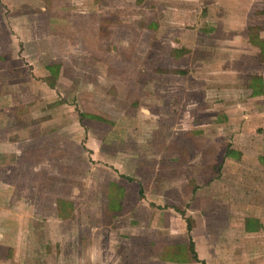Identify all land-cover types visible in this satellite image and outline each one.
Segmentation results:
<instances>
[{
  "label": "rangeland",
  "instance_id": "374dc122",
  "mask_svg": "<svg viewBox=\"0 0 264 264\" xmlns=\"http://www.w3.org/2000/svg\"><path fill=\"white\" fill-rule=\"evenodd\" d=\"M1 17L0 174L22 146L56 170L15 191L40 238L20 264L264 251V0H0Z\"/></svg>",
  "mask_w": 264,
  "mask_h": 264
},
{
  "label": "crops",
  "instance_id": "0c3cea01",
  "mask_svg": "<svg viewBox=\"0 0 264 264\" xmlns=\"http://www.w3.org/2000/svg\"><path fill=\"white\" fill-rule=\"evenodd\" d=\"M1 19L2 17L0 18L1 21L0 31L6 32V30H8V32L11 33V36H13L14 34H12V31L16 30L17 27L13 26L11 30L8 25V20L3 21ZM18 23L20 24L19 25L20 30H22V32H25L24 27L28 26L27 24L28 20L24 19L23 21H18ZM5 63H7V60H5ZM23 102L24 99L23 101H16L15 98L11 96L10 98H7L6 105H9L10 103H12L11 105H13ZM5 108L7 109V106ZM45 134H46V129L42 131L41 129H38L39 138ZM43 141H45V139ZM9 144L11 146H15V143L13 142H10ZM27 148H28L27 151H29V147ZM40 149L46 150V145H42V147L39 148L38 150ZM51 149L53 148L51 147ZM14 150L17 151L18 159L13 161L7 160L4 164H2V168H4V171L3 173L0 174V256H2L0 262L4 263L5 262L4 260L12 255V259L9 262L11 264H16V263L20 264L21 262H23L22 260H25L24 258L20 260L21 257L20 254H24L25 257H28L30 255V249L36 247L40 238L37 230L38 227L37 225H35L34 221L32 220V216H31L32 213L30 212L29 205L25 206V202L21 203V199L18 198L19 193L16 194L15 191L16 189L17 190L20 189V191H24L23 188L22 187L19 188L18 185L19 186L23 185L25 179L28 180V183L25 186L28 187L29 190H33V186L29 185V183L31 182L33 184L43 183V182L47 183L48 176L46 172L48 171L49 166L52 167L53 162L49 163L44 158V154L41 153V151H38V154L37 153L33 154L34 158L37 156V159H34L37 162L33 163L35 165L33 164L31 165V163L29 165H25L23 161L25 160L24 158L27 157H25L26 150H24V147L22 146L17 149L14 148ZM6 151L8 153L9 145L6 146ZM53 170H55L54 167L50 168L52 174L54 172ZM16 174H18V176ZM4 175L7 176L9 180H5L3 178ZM30 176H33V179ZM18 177H20V179ZM6 185H9L7 187H10L8 188V190L10 191L4 188L6 187ZM2 200H6V201L8 200L13 202L14 200H16V204L9 202L10 206L8 207L7 202L4 203L2 202ZM261 227L264 228V223L263 226L260 225L259 228H249V232L250 231L257 232L259 230L261 231ZM258 251H256L255 245L253 244V249H252L253 256L249 255L247 257L248 260L247 264H264V251L261 254ZM262 254L263 256L261 257Z\"/></svg>",
  "mask_w": 264,
  "mask_h": 264
},
{
  "label": "trees",
  "instance_id": "16d2710c",
  "mask_svg": "<svg viewBox=\"0 0 264 264\" xmlns=\"http://www.w3.org/2000/svg\"><path fill=\"white\" fill-rule=\"evenodd\" d=\"M190 225H191L190 223L187 225L188 231H191V226ZM190 249H191L192 253L194 254V258H196V260H198V257H197V253H196V250H195V246H194V241L193 240L190 243Z\"/></svg>",
  "mask_w": 264,
  "mask_h": 264
}]
</instances>
